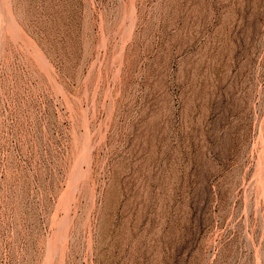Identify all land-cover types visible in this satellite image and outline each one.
<instances>
[{
    "label": "rangeland",
    "instance_id": "obj_1",
    "mask_svg": "<svg viewBox=\"0 0 264 264\" xmlns=\"http://www.w3.org/2000/svg\"><path fill=\"white\" fill-rule=\"evenodd\" d=\"M0 264H264V0H0Z\"/></svg>",
    "mask_w": 264,
    "mask_h": 264
}]
</instances>
